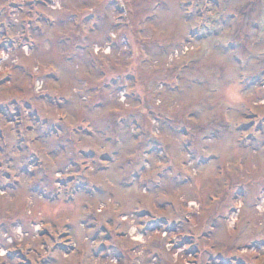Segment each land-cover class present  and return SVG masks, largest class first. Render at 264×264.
Returning <instances> with one entry per match:
<instances>
[{
  "label": "rangeland",
  "instance_id": "1",
  "mask_svg": "<svg viewBox=\"0 0 264 264\" xmlns=\"http://www.w3.org/2000/svg\"><path fill=\"white\" fill-rule=\"evenodd\" d=\"M262 189L264 0H0V264H264Z\"/></svg>",
  "mask_w": 264,
  "mask_h": 264
},
{
  "label": "flooded vegetation",
  "instance_id": "2",
  "mask_svg": "<svg viewBox=\"0 0 264 264\" xmlns=\"http://www.w3.org/2000/svg\"><path fill=\"white\" fill-rule=\"evenodd\" d=\"M263 192L262 193H264V190H262ZM256 205V204H255ZM262 225H263V227L262 228H264V224L262 223ZM251 241L252 242H254V243H258V242H261L262 244L264 243V235H262V236H260V237H258V238H256V237H252L251 238Z\"/></svg>",
  "mask_w": 264,
  "mask_h": 264
},
{
  "label": "bare ground",
  "instance_id": "3",
  "mask_svg": "<svg viewBox=\"0 0 264 264\" xmlns=\"http://www.w3.org/2000/svg\"><path fill=\"white\" fill-rule=\"evenodd\" d=\"M99 188V187H98ZM139 237H141V235H139ZM264 244V243H263Z\"/></svg>",
  "mask_w": 264,
  "mask_h": 264
}]
</instances>
